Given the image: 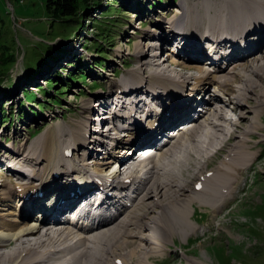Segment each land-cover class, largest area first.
<instances>
[{"label":"bare ground","instance_id":"obj_1","mask_svg":"<svg viewBox=\"0 0 264 264\" xmlns=\"http://www.w3.org/2000/svg\"><path fill=\"white\" fill-rule=\"evenodd\" d=\"M177 4L166 7L168 19L163 18L168 22L178 17V37L168 42L167 35L160 44L138 43L137 53L146 67L144 73L151 69L150 79L141 74L138 87L129 79L120 85L123 88L118 86L116 94L123 91L120 95H96L94 98L116 99L117 104L101 100L102 118L87 116L81 123L83 130L68 131V135L79 131L83 140L92 138L99 151L75 136L64 146L58 138L65 135L46 137V143L38 139L30 146L21 144L31 148L29 154V148L20 151V147L0 144V155L10 152L0 167L10 164L7 170L15 187L0 193V207L5 205L14 211L9 214L19 215L15 220L1 216L0 264H154L170 249L171 241L165 238L179 235L186 241L200 230L192 217L195 203L217 213L236 198L243 172L258 158L253 149L263 141L253 138L264 136V0H200L180 10L187 21L178 11L172 12ZM171 21L167 24L174 31L176 22ZM164 47L176 54L171 61L157 52L150 54ZM148 55L153 61H144ZM166 56L171 58L169 53ZM165 62L180 70L164 67ZM156 67L160 69H152ZM160 72L173 73L190 85L161 79L157 83ZM210 82L214 85H207ZM211 87L220 92L208 100L203 91ZM96 108L88 109L87 114H98ZM236 111L241 122H248L243 131L235 129L240 125L232 116ZM143 142L152 143L155 151L148 159L137 161L131 148ZM77 144L89 151L82 155L85 168L73 160L72 149ZM103 148L106 154L99 160ZM56 149H65L66 161L62 162ZM109 150L116 156H108ZM223 151L227 152L224 160L207 172ZM88 157L93 161L85 162ZM26 158L36 163L34 169ZM53 165L57 166L52 169ZM26 170L39 184L24 182L29 175ZM184 171L196 176L193 190H188L190 181L181 179ZM14 177L19 181L14 182ZM7 180L2 176L0 186L8 185ZM93 212L105 219L96 225L76 222V215L91 216ZM130 242H136L135 246L126 249ZM187 264L207 263L193 258Z\"/></svg>","mask_w":264,"mask_h":264},{"label":"rangeland","instance_id":"obj_2","mask_svg":"<svg viewBox=\"0 0 264 264\" xmlns=\"http://www.w3.org/2000/svg\"><path fill=\"white\" fill-rule=\"evenodd\" d=\"M47 1L48 0H0V13L4 18L5 27L8 28L10 34L8 45L13 49L17 47L19 49H17L18 62L7 76L0 79V144L4 147L10 145H14L16 148L20 147V151L29 148L26 154L32 151L28 145H32L38 139L39 142L46 143V137L55 138L56 136L65 135L64 138H58L64 146L67 143L66 141H73L75 139L74 136L77 140H83L84 135L78 136L79 131L74 132V134L70 133L69 135L68 131L70 129L83 130L81 123L85 121V117L87 116L90 118L94 117L95 119L99 117L102 118V115H100L101 109H99L101 100H105L104 102L112 105L117 104L116 99L94 98L96 95H103L105 93L107 94L103 97L115 95L117 88H119L118 86L129 79H131L130 82H135L138 87L141 85V83L139 84V82H141V80H139L141 74L144 78L150 79L151 69L144 73L146 67L142 66L143 63L141 62H143V60L140 59L137 53L138 43L144 44L146 41L150 40L154 44H158L161 39L167 40V35H169L168 42H170L169 38L175 39L178 37L176 31L177 27H179L177 24L178 20H176L178 17H171V19H169L170 21L166 22L165 18L168 19L165 13L166 7L169 5L173 7L175 3H178L175 6L176 8H172L171 10L172 12L178 11L176 14H178L179 17L185 18L187 21V17L185 14L183 15L181 13V9H184V7H187L189 4H195L200 0H119L118 2L120 5H112L114 0H102L99 5L89 9V17L87 18L86 16L82 19L83 26L76 29L72 36L68 35L70 31L65 32V34L68 35L67 37L63 36V30L66 24L61 25L60 22H52L53 17L46 8ZM203 1L217 2L221 0ZM103 5L111 6H108L107 9H101L100 7ZM164 16L165 18H163ZM171 20H175L176 22L174 31H171L167 24L170 22L172 23ZM97 21L104 24V27L97 26ZM52 24L53 26H51ZM165 28L167 30H165ZM149 29L155 30L156 32L151 34L149 33ZM103 31L106 33L103 34ZM100 32L101 34H99ZM97 34L101 36H97ZM108 37L112 39L109 43L108 40H106ZM99 39L106 42L103 52L106 57L103 65L96 64L97 60L100 58L98 57L97 51L92 48L94 41ZM85 41H87V46H91V48L86 47ZM47 44L53 45L57 53L54 54L49 64H44L42 66V72L34 78L35 86L33 85L30 87L28 79L26 77L24 78L26 66L31 59L37 57L39 52L45 50ZM162 49L163 50L160 49V51H152L150 54L159 53L160 56H163V59L168 61L173 59L172 55L176 56L175 53L171 54L172 49L168 50L165 47ZM165 52L169 53L171 58H165L168 57ZM149 55L148 57L145 56L144 61L147 59L148 62L153 61L149 60ZM160 56L159 58H161ZM77 59L81 60L82 69L74 70L75 63H78ZM218 62L222 65V59ZM163 66L171 70H180L178 67L172 66L171 63L168 64L165 62ZM229 67H231V65H229L228 68ZM223 68L227 69L226 66H223ZM152 69L158 71L160 68L156 67ZM58 71L60 73L59 76L54 79L52 78L53 81L49 82L48 80L53 76L52 73ZM71 71L76 74H86V78L84 80L80 79L79 82L74 81L72 78L66 81V77ZM132 72L133 75H131ZM160 73L161 74H158L155 78L157 83L160 81L159 79L167 83H173L174 85L185 82L179 77L176 79L177 77L176 75L174 76L173 73H169L170 76L167 72ZM173 79H176V81H172ZM12 80H14L16 84L18 81H21V83L15 88L13 83L9 85V82ZM176 82H178V84ZM190 83H192V81ZM210 84L211 86L214 85L213 82L207 85ZM8 85L10 90L15 88V91L9 96H6L4 91L7 89ZM184 85L187 86L190 84L184 83ZM236 85L241 86L240 84ZM26 86H28V88H26ZM120 87L123 88V86ZM48 88L51 89L52 95L49 94ZM25 89H29V91L33 90L36 93L40 99L39 101H41L40 105L33 101H27L26 94L24 93ZM210 89L212 92L214 87ZM120 92L122 93L123 91L120 90ZM204 92L205 91H203V93ZM206 92H209V90H206ZM121 93H117L116 95H120ZM212 93H208L209 96ZM59 96H61V98H59ZM57 99H59L58 103L53 102ZM137 99L140 105V95ZM209 99L211 100L210 97ZM23 101L25 102L24 112L28 111L27 113H22L21 111L23 110H20V105ZM3 108L5 109L4 116L7 117V121L4 122L6 126H2ZM90 108L98 109L99 115L97 111L94 112L92 116L88 115L87 111H89ZM85 109L86 115L84 113ZM11 111H13L12 123H9L8 119L10 118L11 120ZM232 116L238 119L237 124L240 123L241 125L242 123V126H236L235 129L243 131L244 128L246 129L248 127L247 121L244 123L240 121L238 111L232 114ZM261 122H263L262 125L264 128V114L262 115ZM95 128L101 130L98 127ZM106 128L107 127L103 130L106 131ZM231 129L233 128L231 127ZM262 134H264V129L261 132V135ZM40 135H43L41 139L39 137ZM35 137L39 138L34 139ZM65 138L69 140H63ZM32 139L34 140L32 141ZM253 139L255 141L263 139V141L255 145L253 149V152L256 153L258 158L254 160L250 166L251 168L243 172L244 175L241 177L242 181L240 180L236 198H234L228 206L217 211V213L207 206H200L195 203V211L192 217L200 226V230L196 234H192L188 237L186 241L184 239L182 240L179 235L172 237L173 240L172 238H165L171 241L169 245L170 249L166 251L164 254L165 256L163 255L164 258H160V262L156 260L154 264H187L188 259L193 258L203 260L207 264H264V136L255 135ZM30 141L32 142L30 143ZM83 141L91 146V148L93 147V150H97L96 147L93 146L95 141L92 138L89 141L85 138ZM107 142L113 143L114 141L108 139ZM25 143L28 145L22 148L20 145ZM77 145L78 148H75L76 150L72 149L74 150L73 160H78L77 162H80L81 166L85 168L82 165L84 163V156L82 155L84 153L89 154V151H87V149V152L81 150L80 147H83V144ZM88 145H86V148H88ZM41 147H43L42 144L40 145V148ZM8 149L10 148L8 147ZM20 151L15 150L17 153ZM56 151L64 158L63 152L60 149H56ZM78 151L79 153H77ZM101 151L102 155L100 154V157L106 154V149L103 148ZM111 152V150L107 152L108 156H116L114 155L116 154L114 151V153ZM221 154L222 156L212 161L206 169L207 172L216 168L217 165L224 160L223 157L227 152L223 151ZM9 155L10 152H7L6 155L2 153L0 155V162L7 161L6 157ZM101 159L102 157L99 160ZM86 160L85 162L93 161L89 157L86 158ZM64 161H66L65 158L62 162ZM26 163L31 168L36 167V163L29 162L27 158ZM56 166L57 165H53L52 169ZM8 167H10L9 163L2 168L0 167V183L2 176H5L6 179L8 178L7 181L10 182L6 186H0V193H5L14 187L13 182L11 183V179L9 178ZM24 172L29 174L26 176L28 179H25L24 182H31L33 183L32 185L38 183L30 179V171L26 170ZM192 174L191 171H184L181 174L183 182L190 181V184L187 183L190 187L188 190H193L194 188L193 180L196 176L193 177L194 174ZM240 175H242V173ZM15 178L16 177H14V179ZM14 179L12 180L14 181ZM15 182H17L16 179ZM24 182L22 181V183ZM14 201V204L18 203L17 198ZM26 209L29 211V207ZM155 211L161 210L159 207H155ZM13 212V209L10 208L8 210L5 205L0 207V219L2 220V215H7V219L15 220L19 215L16 213H14V215L9 214ZM153 214L154 212L150 215L152 216ZM135 244L136 242L126 243V249L133 248ZM145 244H147V241ZM185 255H187V258Z\"/></svg>","mask_w":264,"mask_h":264},{"label":"trees","instance_id":"obj_3","mask_svg":"<svg viewBox=\"0 0 264 264\" xmlns=\"http://www.w3.org/2000/svg\"><path fill=\"white\" fill-rule=\"evenodd\" d=\"M102 0H48L47 1V5L46 8L47 10L51 13L52 17H53V21L52 22H60L61 25H65V28L63 30V36L67 37L72 36L73 33L76 31V29L80 28L83 26V22L82 19L84 17L88 16V11L89 9L93 8L96 5H99L100 2ZM119 0H114V3L112 5H120V3L118 2ZM117 2V3H116ZM111 6V5H108ZM108 6H102L100 7L101 9H107ZM104 13V11H103ZM95 19V18H94ZM96 25L99 27H104V24L100 23V21H97ZM53 26V24L51 25ZM66 29V30H65ZM66 31H70V34H65ZM105 34L106 32L103 31ZM101 34V32L99 33ZM97 36H101L98 35ZM10 37L8 28L5 27V22H4V18L0 13V79L5 76H7L9 74V72L11 71V69H13V67L16 65V63L18 62V53H17V48L13 49L11 46H9L8 44V39ZM106 37V36H105ZM111 37L106 38V40H108V43L112 40L110 39ZM110 39V40H109ZM87 41H85V45L87 48H91V46H87ZM106 42L104 40H97L94 41L93 44V49L97 51L98 57L100 59L97 60L96 64H100L103 65L104 63V59H105V54L104 52V48H105ZM19 50V49H18ZM57 53L56 48L51 45V44H47L45 50H42L41 52L38 53L37 57L35 59H31L28 62V65L26 66V71H25V76L29 81V85L33 86L35 84L34 78L37 77V75H39L42 70H43V65L44 64H49L50 60L53 58L54 54ZM25 59V57H24ZM78 63H75L74 65V70H79L82 69V62L80 59H77ZM59 71L52 73V77L51 79H49L48 81L51 82L53 81L52 78H56L57 76H59ZM11 78V77H10ZM9 78V79H10ZM74 79V81L79 82L80 79H85L86 78V74L80 73V74H76L75 72L71 71L68 76L66 77V81L67 80H71ZM4 80V79H3ZM21 80V79H20ZM37 80V79H36ZM9 85H14V87H18V85L21 83V81H18L17 84L14 83V80H12L11 82H9ZM9 85L7 87V89L4 91L6 96H9L11 93H13L15 91V88H13V90L9 89ZM35 86V85H34ZM98 87V86H97ZM26 88H28V86H26ZM70 88V87H69ZM63 90V89H62ZM48 92L50 95H52L51 93V89L48 88ZM61 92V91H58ZM24 93L26 94V98L27 101H33L36 102L40 105L39 101V97L36 95V93L34 91H29V89H25ZM62 93V92H61ZM59 98H61V96H59ZM59 99H57L56 102L58 103ZM25 102L23 101L22 104L20 105V110L22 113L24 112V104ZM3 110V125L2 126H6L4 125V122L7 121V117L4 116V108ZM28 111H25L24 113H27ZM11 113V120L10 118L9 123H12V113L13 111L10 112Z\"/></svg>","mask_w":264,"mask_h":264}]
</instances>
